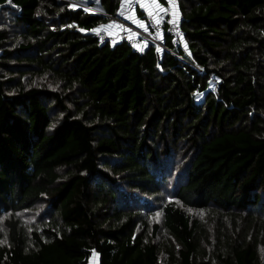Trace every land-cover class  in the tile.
<instances>
[{
  "label": "trees",
  "instance_id": "1",
  "mask_svg": "<svg viewBox=\"0 0 264 264\" xmlns=\"http://www.w3.org/2000/svg\"><path fill=\"white\" fill-rule=\"evenodd\" d=\"M126 1L0 0V264H264V0H175L180 58L70 5Z\"/></svg>",
  "mask_w": 264,
  "mask_h": 264
},
{
  "label": "built area",
  "instance_id": "2",
  "mask_svg": "<svg viewBox=\"0 0 264 264\" xmlns=\"http://www.w3.org/2000/svg\"><path fill=\"white\" fill-rule=\"evenodd\" d=\"M128 1V0H127ZM123 4L118 17L114 18L116 28L114 31H105L97 28L93 31L94 36L100 44L125 43L129 48L138 54H141L143 44L150 43L160 51H167L171 55L180 58L173 50L164 45L163 35L170 37L175 48L186 49L182 30L178 24L179 16H176V9L173 14L160 6L145 12L141 17L136 16L135 21L129 20L131 12H134L140 0H129ZM86 11H92L97 14L112 18L104 13L98 12L87 6H81L76 3H70ZM143 25V27H141Z\"/></svg>",
  "mask_w": 264,
  "mask_h": 264
},
{
  "label": "rangeland",
  "instance_id": "3",
  "mask_svg": "<svg viewBox=\"0 0 264 264\" xmlns=\"http://www.w3.org/2000/svg\"><path fill=\"white\" fill-rule=\"evenodd\" d=\"M160 1V0H159ZM129 2V0L127 1V3ZM161 2V1H160ZM161 3H164V4H162V5H160V8H164V9H166L167 11H169L171 14H173V12H175V9H176V16H180L179 15V11H178V5H177V3H176V1L175 0H164L163 2H161ZM155 7H158V6H155ZM135 9H137V7L135 8ZM116 17H118V14H117V16H115V17H112V18H109L110 19V21H109V23L107 24V25H105V26H102L101 28L102 29H104L105 31H111L112 29H114V28H116V21L115 20H113L114 18H116ZM139 17V16H138ZM133 21H135L134 19H133ZM132 21V22H133ZM115 30V29H114ZM113 30V31H114ZM185 44V43H184ZM203 100H204V93H201V94H197L196 95V97H195V101H196V103H201V102H203ZM97 260L95 259V258H93L92 260H91V262H90V264H97V262H96Z\"/></svg>",
  "mask_w": 264,
  "mask_h": 264
},
{
  "label": "crops",
  "instance_id": "4",
  "mask_svg": "<svg viewBox=\"0 0 264 264\" xmlns=\"http://www.w3.org/2000/svg\"><path fill=\"white\" fill-rule=\"evenodd\" d=\"M160 1L163 2L162 0H160ZM160 1L159 0H140L139 4L137 6V9L134 12H131L128 19L133 21V19L134 20L136 19L135 16L140 11L143 13L149 12L151 9L155 8V6H160V5L164 4V3H161ZM114 29H112L111 31H113Z\"/></svg>",
  "mask_w": 264,
  "mask_h": 264
},
{
  "label": "snow or ice",
  "instance_id": "5",
  "mask_svg": "<svg viewBox=\"0 0 264 264\" xmlns=\"http://www.w3.org/2000/svg\"><path fill=\"white\" fill-rule=\"evenodd\" d=\"M141 27H143V25H141Z\"/></svg>",
  "mask_w": 264,
  "mask_h": 264
}]
</instances>
